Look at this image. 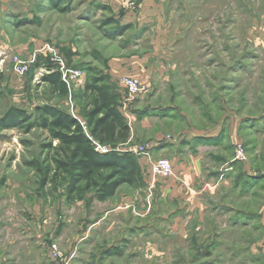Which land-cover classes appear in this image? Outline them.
Instances as JSON below:
<instances>
[{
    "label": "rangeland",
    "instance_id": "obj_1",
    "mask_svg": "<svg viewBox=\"0 0 264 264\" xmlns=\"http://www.w3.org/2000/svg\"><path fill=\"white\" fill-rule=\"evenodd\" d=\"M176 2L177 14L165 19L160 32L122 25L102 0H63L64 10L48 0H0V238L15 239L10 250L1 249L0 240V260L9 253L11 264H30L36 212L50 218L36 252L42 264L59 263L50 255L54 247L72 264H264V0ZM16 59L24 73L14 71ZM89 68L102 70L126 104L120 112L132 129L128 149L149 148L151 161H169L172 175L154 174L148 159L127 149L140 157L142 186H122L103 203L88 195L68 204L59 189L41 192L26 165L42 159L47 134L23 126L4 130L2 120L11 108L30 115L44 105L78 117ZM50 70L62 80L69 71L82 73L67 84V98L42 82ZM124 76L138 79L143 92L130 98L120 86ZM193 135L189 147L176 148ZM188 155L201 158L203 179L221 170L227 193L213 204L202 192L208 186L196 187L205 204L190 210V230L182 239L171 234L177 204L170 186L175 163L190 161ZM75 204H83L81 227ZM99 204L151 209V224L132 228L122 256L101 251L105 237L91 239L94 218L106 208ZM185 206L179 204V217L187 215ZM81 228L78 247L74 235ZM148 241L152 249L145 247Z\"/></svg>",
    "mask_w": 264,
    "mask_h": 264
},
{
    "label": "trees",
    "instance_id": "obj_2",
    "mask_svg": "<svg viewBox=\"0 0 264 264\" xmlns=\"http://www.w3.org/2000/svg\"><path fill=\"white\" fill-rule=\"evenodd\" d=\"M48 1L54 9L64 10L59 8L63 0ZM49 72L42 82L52 93L67 98L68 85L58 72ZM78 99V117L48 105L35 108L30 115L13 108L4 115V130L23 126L26 131L38 129L47 134L42 159L26 163L36 174L39 190L59 189L68 204L88 195L103 203L122 186H142L140 157L126 150L132 129L120 112L122 101L109 77L98 68H89ZM119 253L115 247L105 252L107 256Z\"/></svg>",
    "mask_w": 264,
    "mask_h": 264
},
{
    "label": "crops",
    "instance_id": "obj_3",
    "mask_svg": "<svg viewBox=\"0 0 264 264\" xmlns=\"http://www.w3.org/2000/svg\"><path fill=\"white\" fill-rule=\"evenodd\" d=\"M104 3H106V6L111 9L113 14L116 16L115 19H119L120 23L122 25H133L142 27L144 25H151L158 27L161 32V27L165 23V19L167 17H172L174 13L177 14V0H102ZM176 4V5H175ZM171 5H173V8H171ZM110 75L112 76V79H115L117 72L113 69L112 72H110ZM84 82V81H83ZM187 139V144H185V141L183 140L179 141V145H176V148L184 150L185 147H189V141L192 137ZM211 136V135H210ZM130 146V145H129ZM126 147V150L128 147ZM202 147H197L196 150L201 152ZM128 150H133V148H129ZM166 150H161L160 153H165ZM190 154V153H189ZM189 156V155H188ZM192 157L189 156L188 162H182V163H175L176 168L173 169L175 171V181H172L171 183V189L170 194L172 200H176V209L172 212L173 218L171 220V234H175L177 237H180L182 239H185L186 236L189 233V212L190 210L194 209L195 204H205V201L201 202L200 196L201 194H198L196 187L200 186L199 184L203 182L205 184L204 186H208V188H203V191L205 194H207L211 200H219L220 198L224 197V195L227 193V180L225 178L223 179L221 174L222 171L218 170L219 172L217 174L211 173L209 174V177H206L203 179L202 176V168L200 166V157ZM171 162H174L172 159ZM188 164V165H187ZM183 178V184L185 185V190L182 186H180L179 178ZM201 179H203L201 181ZM198 184V185H197ZM205 189V190H204ZM250 194H253V190L250 191ZM204 196V194L202 193ZM179 204H186V214L183 216H180V207ZM215 204V202L213 203ZM219 204H222L219 201ZM83 204H75L73 208V212L75 216L80 220L76 225L78 224L80 227L82 226V220H83ZM100 206H105L106 208L99 212L97 216H95L94 221L91 225V229L93 232H91V239L93 241L101 240L103 237L106 238L105 241H102L101 243V251L104 252L106 249L115 247L117 249V253L119 255H124L125 249L124 247L127 246V241L130 240L129 236L132 234V228L134 227L135 230H139L141 227H147L148 224H151V220L147 219L148 217L152 216V213H150L149 208L147 209L145 204H140L141 206L139 208H136L133 204H99ZM157 206L153 211H157ZM47 213V212H46ZM151 215V216H150ZM33 216L34 224L32 227H30V264H42L43 262L40 261L39 256L36 254L37 249L40 248V244L42 245L43 240V232L44 228L46 227L47 222H50V218L46 215H44L43 218L40 216L38 217L37 213L34 212ZM141 217V220L139 222V218ZM93 219V217H92ZM137 219V220H136ZM70 220V218H69ZM40 221V222H39ZM147 223V224H144ZM104 226L100 229L102 225ZM156 228V226H154ZM90 229V230H91ZM88 230L84 235L85 238L89 236ZM99 231V232H98ZM136 231V232H137ZM82 228L80 229L79 234L74 235V242L79 247V242L83 241L84 236L82 235ZM81 237V239H78V237ZM157 235V232L155 233ZM7 238V237H6ZM2 240V238H0ZM14 241L13 238H7L5 239V242L3 243V240L1 241L3 244H1V249L4 250H10L11 248H14ZM38 241H40L38 243ZM77 241V242H76ZM145 247H152L154 244L152 243H144ZM7 252V251H6ZM6 255V254H5ZM3 260H0V264H11L12 258L9 253H7L6 257L2 258Z\"/></svg>",
    "mask_w": 264,
    "mask_h": 264
},
{
    "label": "built area",
    "instance_id": "obj_4",
    "mask_svg": "<svg viewBox=\"0 0 264 264\" xmlns=\"http://www.w3.org/2000/svg\"><path fill=\"white\" fill-rule=\"evenodd\" d=\"M14 71L18 74L24 73L26 71V67L21 65L18 60H15L14 64ZM80 71H69L67 75H64L63 81L66 84L73 83L74 80H77L81 76ZM66 76V77H65ZM120 86L125 90L126 94L133 98L135 96H138L141 94L144 90L143 85L141 82L130 76H124L120 79ZM123 109L126 107L125 103H122ZM135 154H139L141 158L148 159L150 163V167L152 169V172L154 174H158L164 177H168L172 175V167L169 161L164 159H159L155 162L151 161L150 155H149V148H145L143 146H139L136 149L132 150ZM51 257L58 263V264H72L71 258L64 257L60 251L57 248H52L50 251Z\"/></svg>",
    "mask_w": 264,
    "mask_h": 264
}]
</instances>
